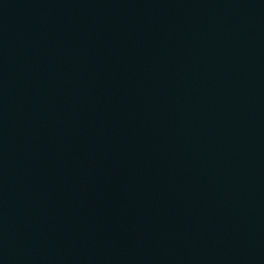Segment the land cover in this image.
Masks as SVG:
<instances>
[{"label": "water", "instance_id": "water-1", "mask_svg": "<svg viewBox=\"0 0 264 264\" xmlns=\"http://www.w3.org/2000/svg\"><path fill=\"white\" fill-rule=\"evenodd\" d=\"M0 264H264V0H0Z\"/></svg>", "mask_w": 264, "mask_h": 264}]
</instances>
